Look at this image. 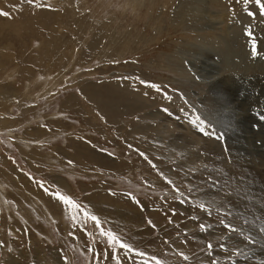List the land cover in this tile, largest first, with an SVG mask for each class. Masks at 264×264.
Wrapping results in <instances>:
<instances>
[{
	"label": "rangeland",
	"instance_id": "rangeland-1",
	"mask_svg": "<svg viewBox=\"0 0 264 264\" xmlns=\"http://www.w3.org/2000/svg\"><path fill=\"white\" fill-rule=\"evenodd\" d=\"M0 9L10 13L0 15V264H264L254 0Z\"/></svg>",
	"mask_w": 264,
	"mask_h": 264
},
{
	"label": "snow or ice",
	"instance_id": "snow-or-ice-1",
	"mask_svg": "<svg viewBox=\"0 0 264 264\" xmlns=\"http://www.w3.org/2000/svg\"><path fill=\"white\" fill-rule=\"evenodd\" d=\"M243 2H244L245 5H247V4H249V3H252V0H243ZM254 3H255L256 5L259 6V12H260V14H261L262 16H264V0H254ZM0 15H3V16H5V17H8V16L10 15V13L7 12V11H3L2 9H0ZM249 15H255V14H254V13H249ZM246 33H247L248 37H253V33H252V31H251L250 28L246 30ZM252 54H253L254 56L257 54L256 41H255L254 38H253V40H252ZM150 86H151V87H154V88H159V86H158V85H155V84H152V85H150ZM165 111H166V110H165ZM200 130H201L202 132L204 131V129H203L202 127L200 128ZM168 182L171 183V181H168ZM46 191H47V190H46ZM54 195H56L60 200H62V201H63L64 203H66V204H71L72 206H74V207H76V208H80V207H81V206H80L79 204H77L74 200H72L71 197H68V196H66V195H63V194H61V193H59V192L54 193ZM200 207L203 209V208H205V205L201 204ZM84 215H85L86 217H88V216H89V213H88L87 211H85V212H84ZM90 219H91L92 221H94L96 225H101V223H102L101 220H100V218L97 217V216H95V215H91V216H90ZM149 223H151V222L149 221ZM200 227H201L202 229L205 228L204 225H201ZM227 227L229 228V230H231V231H233V232L237 231L235 228L232 227L231 224H228ZM262 231H264V229H262ZM100 233H101L102 236L107 237L108 242H109L110 244H112L113 247H115V246L118 244V245L120 246V248L123 249V250H126V251H133V250H134V249H132V246H131V245H129V244L123 242V241L121 240V238H120L116 233H114V232H112V231H110V230H107V231H106L103 227L100 228ZM221 246L223 247V245H221ZM212 247H213V245H212L211 243H209V244H208V248L211 249ZM139 255L144 256V255H146V254L143 253V252H140ZM180 256H181L185 261H187V260L189 259V257H188L187 255H185L183 252L180 253ZM151 259H152L153 261H155V264H163V262L160 261V260H158L156 257H151Z\"/></svg>",
	"mask_w": 264,
	"mask_h": 264
},
{
	"label": "bare ground",
	"instance_id": "bare-ground-1",
	"mask_svg": "<svg viewBox=\"0 0 264 264\" xmlns=\"http://www.w3.org/2000/svg\"><path fill=\"white\" fill-rule=\"evenodd\" d=\"M253 174V173H252ZM264 176V175H263ZM264 186V185H263ZM252 217V216H251ZM254 219V220H253ZM250 221L254 222V223H262V218L261 217H256V215L253 216L252 219H250ZM263 240V239H262ZM257 249V248H255ZM255 249H252L251 251H254ZM259 250H262V249H259ZM250 251V253H251ZM264 251V250H262ZM256 255H262L261 252L259 251H256L254 252V254L252 255V258H254L256 260V258H258ZM260 260L264 261V255H262V257L260 258Z\"/></svg>",
	"mask_w": 264,
	"mask_h": 264
}]
</instances>
